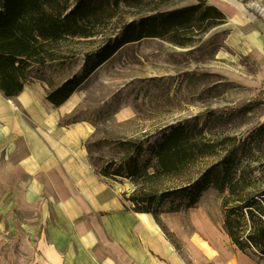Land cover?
Masks as SVG:
<instances>
[{"label": "rangeland", "instance_id": "obj_1", "mask_svg": "<svg viewBox=\"0 0 264 264\" xmlns=\"http://www.w3.org/2000/svg\"><path fill=\"white\" fill-rule=\"evenodd\" d=\"M224 1L234 7V16H226L221 26L191 36L188 45L178 46L160 39L142 40L120 49L86 78L88 68L84 65L83 55L95 51L102 39L117 29L115 27L121 20L112 22L96 38L67 40L59 47L61 53L69 57L65 63L52 62L34 68L32 78L18 98L5 99L0 92V100L4 98L15 106L21 113L20 117L34 131L41 118L40 110L44 111L48 119L54 121L53 133L69 136L72 143L63 141L66 147L84 153L91 172L125 201L124 196L144 183L113 180L97 174L94 165L119 155L118 150L105 146L104 141H141L143 148L138 159L142 163L152 157L155 144L170 126L189 123L201 126L208 115L218 117L214 127L208 126L210 131L206 135L208 139L218 140L220 135L244 137L247 131L264 122V80H258L261 66H264V31L259 28H253L249 33L242 31V27H254V23L264 26V17L253 8L257 5L264 10V0ZM206 2L211 3L210 0ZM192 3L194 0H179L173 9ZM132 13L124 12L121 19H130ZM73 76L85 79L64 104L51 108L45 101L47 92ZM233 76L258 82L259 86L243 83ZM254 101L260 104L246 114L237 115V109ZM230 113L231 117H228ZM207 123H212V120ZM33 133L39 138V132L38 135ZM11 135L12 132L9 137L0 136V163L5 166ZM88 146L91 155L87 154ZM15 147L16 150L23 149L19 142ZM15 160L12 157V162ZM215 161V158L198 161L177 180L167 179L157 184L148 181L145 188H174L182 184L180 179L191 180ZM0 169L4 174L8 173L7 166ZM0 194V264H32V250L17 235L16 220L8 216V179L0 187ZM220 201V195L209 189L196 208L172 213L171 217L177 222L173 228L183 242L161 224L169 242L176 248L187 243H199L205 251H209L210 246L222 245L224 232ZM169 205L167 203L165 209ZM192 213L203 216L206 233L193 224Z\"/></svg>", "mask_w": 264, "mask_h": 264}, {"label": "trees", "instance_id": "obj_2", "mask_svg": "<svg viewBox=\"0 0 264 264\" xmlns=\"http://www.w3.org/2000/svg\"><path fill=\"white\" fill-rule=\"evenodd\" d=\"M177 1L0 0L1 94L8 100L17 97L32 78L34 68L68 60L61 53L60 44L96 38L114 21L121 20L117 29L103 38L95 51L83 55L88 68L85 78L127 45L160 39L186 46L191 36L225 22L224 14L206 0H194L188 6L173 9ZM124 12L134 13L124 20ZM85 78L66 79L47 92L46 102L55 108L61 106ZM259 104L248 102L235 112L243 115ZM217 121L218 117L208 115L201 126L189 123L168 127L155 144L152 157L142 163L138 159L143 148L141 141H104L119 155L93 167L105 178L157 184L177 180L198 161L215 158L191 180L180 179L181 185L148 190L143 184L123 198L132 205V211L152 215L161 227L162 214L194 209L202 195L214 189L221 197L224 234L238 251L257 264H264V122L241 138L220 135L218 140L208 139V126L214 127ZM90 149L88 146V155ZM167 203L170 205L165 209Z\"/></svg>", "mask_w": 264, "mask_h": 264}, {"label": "crops", "instance_id": "obj_3", "mask_svg": "<svg viewBox=\"0 0 264 264\" xmlns=\"http://www.w3.org/2000/svg\"><path fill=\"white\" fill-rule=\"evenodd\" d=\"M40 114L37 138L20 111L0 100V136L12 132L8 163L20 168L15 176L26 182L21 196L8 178V216L16 220L17 235L32 250V264H257L225 234L223 244L209 251L199 243L176 248L152 215L132 211L129 202L91 172L84 153L66 147L65 140L72 139L53 133V119L44 111ZM17 142L23 149H15ZM166 217L172 218L162 214L160 223L183 242Z\"/></svg>", "mask_w": 264, "mask_h": 264}, {"label": "bare ground", "instance_id": "obj_4", "mask_svg": "<svg viewBox=\"0 0 264 264\" xmlns=\"http://www.w3.org/2000/svg\"><path fill=\"white\" fill-rule=\"evenodd\" d=\"M210 1L214 5H216L224 14L228 15L230 18L234 16L235 9H234V7L231 4L227 3L224 0H210ZM253 8L255 9L256 12H258L259 14H261L264 17V10L263 9H261L257 5H255ZM253 28H259L262 31H264V26L262 24H258V23H254V27H252V26L242 27V31L244 33H249V32H251L253 30ZM256 54L258 56H260V54L258 52H256ZM233 77L235 79H239L243 83H248V84H253L254 86H259L258 82H248V81H245V80H243L241 78H238L237 76H233ZM258 80L259 81L264 80V66H261L260 73L258 74ZM6 166H5V164L3 165L2 163H0V168L1 167H6ZM7 167H8L9 170H7L8 173H5V174L0 169V174H1L0 187L5 183V179H8L9 177H12L14 186L16 188L15 190H18L19 194L21 196H23L21 191L23 189H25L26 182L22 181L18 176H15L16 175V171L17 170L19 171L20 168L19 167L18 168L12 167V166H10V163H8ZM12 169H14V170H12ZM57 186H60L59 182L57 183ZM59 189H60V195L62 196V194H63V196H64V191H63L64 189L62 187L59 188ZM191 220H192L193 224L196 226V228L199 229V231H201L203 233L207 232L206 231L205 220H204L202 215L196 214V213H192L191 214ZM165 222L170 227H176V225H177V222L174 220V218H167L166 217L165 218ZM18 261L19 262H23V259H19Z\"/></svg>", "mask_w": 264, "mask_h": 264}, {"label": "water", "instance_id": "obj_5", "mask_svg": "<svg viewBox=\"0 0 264 264\" xmlns=\"http://www.w3.org/2000/svg\"><path fill=\"white\" fill-rule=\"evenodd\" d=\"M263 123V122H262ZM262 123H260L259 125H261ZM259 125H257V126H259Z\"/></svg>", "mask_w": 264, "mask_h": 264}]
</instances>
